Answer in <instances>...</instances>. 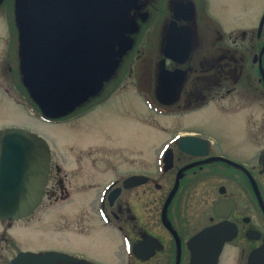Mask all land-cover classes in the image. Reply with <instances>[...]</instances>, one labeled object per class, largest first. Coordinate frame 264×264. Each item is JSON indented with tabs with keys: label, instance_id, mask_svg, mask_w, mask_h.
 <instances>
[{
	"label": "flooded vegetation",
	"instance_id": "1",
	"mask_svg": "<svg viewBox=\"0 0 264 264\" xmlns=\"http://www.w3.org/2000/svg\"><path fill=\"white\" fill-rule=\"evenodd\" d=\"M176 2H191L194 9L190 23L177 22L192 29L184 64L165 58H178L165 50ZM62 7L63 0H0L4 58L15 54L14 80L31 78L46 90L50 107L61 105L38 119L67 125L60 139H47L49 172L39 206L27 218L0 220V264L22 252L7 232L58 202L62 230L54 233L45 225L66 240L63 254L79 262L55 264H190L191 255L192 264H248L252 254L253 264H264V8L252 16L255 23L239 24L236 18L222 31L211 20L208 0H108L88 17L78 62L66 72L69 60L59 38ZM60 51L58 63L54 55ZM161 62L168 72L186 73L172 106L156 99ZM177 74L169 77L173 86ZM133 95L161 112L182 102L192 105V113L210 107L230 123L180 134L160 158L133 171L130 156L102 155L97 133L71 125L93 111L112 114ZM180 136H192L185 146L189 152L177 144ZM132 177L142 184L127 186Z\"/></svg>",
	"mask_w": 264,
	"mask_h": 264
},
{
	"label": "rangeland",
	"instance_id": "2",
	"mask_svg": "<svg viewBox=\"0 0 264 264\" xmlns=\"http://www.w3.org/2000/svg\"><path fill=\"white\" fill-rule=\"evenodd\" d=\"M208 3L212 12L211 20L222 31L232 28L237 23L234 22L236 18H241L239 24L256 21L252 16L255 15L253 17L256 19L257 13L264 8V0H255L254 3L251 0H208ZM248 11L252 14H248ZM241 12L243 16L240 15ZM5 27L6 21L0 15V131L11 128L24 129L43 138L46 143L52 135L60 139L67 125H49L38 119L39 114L45 117L53 114V109L44 98L40 99L39 104H35L28 87L25 88L23 82L19 83L13 78L16 70L15 54L10 52L7 62L4 58L7 56V46L3 45L6 40ZM7 63L12 67L10 72ZM31 89L33 90V87ZM123 102V106L118 107L112 114H109L110 111H93L82 121H74L71 125L78 124L76 129L90 134L97 133L102 155L130 156L133 171L141 167L140 163L154 162L156 158H160L163 147L180 134L192 133V130L208 131L213 123H230L227 119L219 117L210 107L192 113V105L185 102L174 108H165L163 112L156 109L151 101H148V108L145 107L144 101L135 95L126 96ZM90 134L83 137L87 139ZM76 138L79 140L80 134ZM54 148L59 151L58 147ZM60 206L61 202H58L50 207L48 213L42 209L33 217L17 223L16 228L7 232L6 237L14 239L18 251L63 253L67 248L66 240L63 241L59 235L54 234L62 230L61 220L56 216L60 213ZM35 223L38 225L33 227ZM45 223L52 225L54 233L51 234L47 230Z\"/></svg>",
	"mask_w": 264,
	"mask_h": 264
},
{
	"label": "water",
	"instance_id": "3",
	"mask_svg": "<svg viewBox=\"0 0 264 264\" xmlns=\"http://www.w3.org/2000/svg\"><path fill=\"white\" fill-rule=\"evenodd\" d=\"M107 1L63 0V7L60 9L62 20L59 38L60 44L65 45L63 49L64 58L67 56L69 60V63L63 67L66 72L72 71L74 65L78 62L76 53L86 36L85 30L88 17L97 12L98 8ZM178 9L184 10L186 15L180 16L177 14ZM173 11V20L166 32L165 50L177 54L178 58L167 54H165V58L184 64L189 59L192 50V29L189 25L178 26L177 22L182 20L190 23L194 17V9L191 2L187 4L176 2L173 4ZM61 58V51L54 55V60L58 63ZM163 62L160 63L161 72L158 80L159 86L156 89V99L163 106H172L180 98L186 73L184 71L168 72L163 68ZM177 72L178 81L173 86L169 77L175 76ZM22 75L24 77L29 75L25 67L22 69ZM23 84L25 88L28 87L34 102L39 104L40 99L44 98V101L49 103L46 90L37 87L35 82L31 81V78L24 79ZM31 87H33V90ZM38 94L40 98H38ZM58 107H61V105L51 104L54 112ZM177 144L183 150L189 152L185 149V146L192 144V136L179 137ZM49 161V146L43 138L24 129L11 128L0 131V220L18 221L34 213L44 195ZM140 179L139 177H132L126 180L125 183H127V186L140 185L142 184L139 181ZM178 182L179 177L176 178L174 188L165 201L164 209L172 201ZM163 223L174 236L167 223L165 221ZM188 247L192 249V239L188 242ZM254 255L250 256L248 264H253ZM56 262L74 263L79 261L58 252H46L44 254L21 252L9 264H55ZM190 264H192V255Z\"/></svg>",
	"mask_w": 264,
	"mask_h": 264
}]
</instances>
